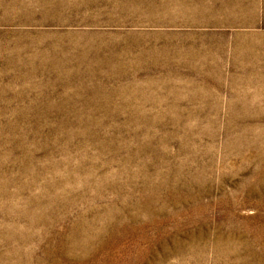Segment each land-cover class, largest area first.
I'll use <instances>...</instances> for the list:
<instances>
[{
  "label": "rangeland",
  "instance_id": "1",
  "mask_svg": "<svg viewBox=\"0 0 264 264\" xmlns=\"http://www.w3.org/2000/svg\"><path fill=\"white\" fill-rule=\"evenodd\" d=\"M0 264H264V0H0Z\"/></svg>",
  "mask_w": 264,
  "mask_h": 264
}]
</instances>
